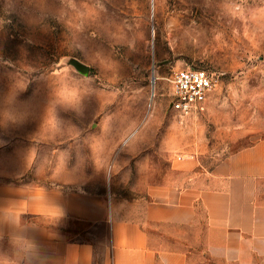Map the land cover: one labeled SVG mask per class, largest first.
I'll return each mask as SVG.
<instances>
[{"label":"rangeland","instance_id":"rangeland-1","mask_svg":"<svg viewBox=\"0 0 264 264\" xmlns=\"http://www.w3.org/2000/svg\"><path fill=\"white\" fill-rule=\"evenodd\" d=\"M185 68L218 81L189 114L170 108ZM263 138L264 0H0V183L135 220L193 199L195 226L165 231L203 250L198 192L224 187L216 167ZM76 228L102 253L105 230Z\"/></svg>","mask_w":264,"mask_h":264},{"label":"crops","instance_id":"crops-1","mask_svg":"<svg viewBox=\"0 0 264 264\" xmlns=\"http://www.w3.org/2000/svg\"><path fill=\"white\" fill-rule=\"evenodd\" d=\"M212 176L224 187L196 196L208 222L203 250L171 247L186 240L165 231L195 226L193 199L151 205L135 220L80 194L0 183V264H96V258L102 264H264V138L229 156ZM83 223L86 231L110 232L102 253L78 239L85 229L76 226Z\"/></svg>","mask_w":264,"mask_h":264},{"label":"built area","instance_id":"built-area-1","mask_svg":"<svg viewBox=\"0 0 264 264\" xmlns=\"http://www.w3.org/2000/svg\"><path fill=\"white\" fill-rule=\"evenodd\" d=\"M170 83V108L181 114H189L205 104L218 85L209 70L198 68L174 71Z\"/></svg>","mask_w":264,"mask_h":264},{"label":"water","instance_id":"water-1","mask_svg":"<svg viewBox=\"0 0 264 264\" xmlns=\"http://www.w3.org/2000/svg\"><path fill=\"white\" fill-rule=\"evenodd\" d=\"M75 66L78 68V70L80 72H82L83 74H88L90 71V68L80 62H76ZM153 82H155V78H153Z\"/></svg>","mask_w":264,"mask_h":264},{"label":"trees","instance_id":"trees-1","mask_svg":"<svg viewBox=\"0 0 264 264\" xmlns=\"http://www.w3.org/2000/svg\"><path fill=\"white\" fill-rule=\"evenodd\" d=\"M107 238H108V243H110L111 241V235L110 232H107ZM84 241H88V240H84ZM90 243H93L92 241H89ZM96 264H102V262L99 261V259L96 258Z\"/></svg>","mask_w":264,"mask_h":264}]
</instances>
